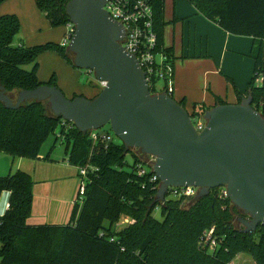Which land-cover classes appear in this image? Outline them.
Instances as JSON below:
<instances>
[{
  "label": "trees",
  "instance_id": "trees-1",
  "mask_svg": "<svg viewBox=\"0 0 264 264\" xmlns=\"http://www.w3.org/2000/svg\"><path fill=\"white\" fill-rule=\"evenodd\" d=\"M34 1L52 27L69 22L65 12L69 0ZM146 1L152 9L156 49L163 50L173 65L172 49L164 45L165 0ZM185 1L227 33L253 39L248 54L254 61L253 75L246 95L264 116V0ZM19 28L15 14H0V86L10 95L41 84L57 86L54 74L46 82L38 80L37 58L54 51L74 68L72 53L55 42L13 45ZM28 64H32L30 70L23 68ZM236 93L239 102L243 95ZM178 102L184 106L182 100ZM224 103L216 97V104ZM208 109L195 104L190 112L203 115ZM61 122L41 101L31 100L16 109L0 102V152L36 159L43 143L58 129L57 138L65 144L71 165L97 167L89 174L82 204L74 202L68 222L60 225L27 223L33 199L29 173L16 169L0 176V194L9 192L8 206L0 215V264H229L242 252L249 253L254 264H264V222L255 231L243 232L238 218L246 216L228 198H219L217 187L202 197L154 203L157 182L149 180L151 172L146 176L136 172L138 163L146 166L144 154L114 140L110 127L96 131L113 135L111 140L94 141L91 131L80 132L74 126L65 129ZM127 153L131 163L126 161ZM157 206L161 220L152 215ZM124 217L130 221L116 228ZM210 227L218 239L213 253L199 244L200 235Z\"/></svg>",
  "mask_w": 264,
  "mask_h": 264
},
{
  "label": "water",
  "instance_id": "water-1",
  "mask_svg": "<svg viewBox=\"0 0 264 264\" xmlns=\"http://www.w3.org/2000/svg\"><path fill=\"white\" fill-rule=\"evenodd\" d=\"M108 0H69L65 12L74 32L68 43L73 64L106 85L88 98H67L56 86L41 84L17 91L11 99L0 86V102L16 109L26 102L46 101L56 117L80 132L109 125L126 149L155 158L152 172L160 181L154 203L168 187L193 186L196 197L225 186L243 232L264 222V116L249 95L239 102L216 104L203 114L197 132L186 108L165 93L150 92L139 63L121 45L123 28L111 19Z\"/></svg>",
  "mask_w": 264,
  "mask_h": 264
},
{
  "label": "crops",
  "instance_id": "crops-1",
  "mask_svg": "<svg viewBox=\"0 0 264 264\" xmlns=\"http://www.w3.org/2000/svg\"><path fill=\"white\" fill-rule=\"evenodd\" d=\"M32 3L34 7L29 12L35 13L36 19L34 9L40 10L36 7L34 0ZM12 4L19 7L20 0H3L0 3V13L16 14L21 28L20 15L15 11L16 9H9ZM22 14L26 19L25 15L28 14L26 12ZM164 18L167 21L164 28V45L172 49V95L175 100H182L187 110V107L192 109L195 104H203L211 108L216 105V97L226 103H236L238 101L236 90L243 97L246 96L247 83L253 75L254 66L253 59L248 56L253 43L251 37L227 33L219 25L199 14L185 0H165ZM41 25H44L45 32L53 29L48 21ZM65 32L66 26H63V29L58 31L59 37L47 42L60 43ZM31 33V36L26 38L28 42H32L33 38L37 37L35 31ZM47 52L51 51L44 53ZM57 56L61 58L58 54ZM61 59L65 65L70 66L63 58ZM39 73L38 68V80L46 82L45 78L39 77ZM93 80L92 78L91 81ZM260 82L261 79H257V84ZM70 91L71 96L82 95L88 98L99 93L98 88L93 85L89 88L74 87ZM57 136L56 133V140ZM1 159H4V163H0V176L13 172V169H19L29 173L33 180L32 208L27 220L28 224L60 225L68 222L77 194L79 178L77 167L69 163L65 148L61 156L54 154L52 150L50 152L41 150L36 159L12 157L3 152L0 153ZM8 200L9 192L2 191L0 215L6 210Z\"/></svg>",
  "mask_w": 264,
  "mask_h": 264
},
{
  "label": "built area",
  "instance_id": "built-area-1",
  "mask_svg": "<svg viewBox=\"0 0 264 264\" xmlns=\"http://www.w3.org/2000/svg\"><path fill=\"white\" fill-rule=\"evenodd\" d=\"M104 9L111 19L121 24L124 31L121 45L127 52L134 55L137 59L139 66L145 74V79L150 92L153 94L165 93L171 96L173 93V65L163 50L159 51L156 49V33L152 29V9L149 3L146 0H108L104 5ZM65 26L66 32L62 41L59 43V45L63 47L68 46L69 39L74 32V26L72 23L68 22ZM94 81L96 82L99 90L106 85L105 81H96L95 79ZM160 83H162V87L159 85ZM189 116L194 129L197 132H200L205 127L206 122L203 115L190 112ZM61 126L65 129H70L74 125L71 122H67L62 119ZM57 134L58 137H60V134ZM90 136L94 141L99 138L104 140H111L113 138V135L111 134L98 132L96 130H91ZM144 157L148 158L147 160L143 159L146 166L138 163L136 166V172L139 176H146L148 172H151V175H149L148 178L150 181L157 182L158 189L160 181L152 172V166L155 158L149 155H144ZM96 170L97 167L90 164L77 167L79 182L74 202L82 204L85 186L90 179L89 174L94 173ZM217 188V195L219 198H228L225 186ZM197 194L198 188L196 187L180 186L168 187L166 196L171 195L174 198H179L182 196L194 197L197 196ZM199 244L209 253H213L215 251L218 239L214 235V227L206 229L200 235Z\"/></svg>",
  "mask_w": 264,
  "mask_h": 264
},
{
  "label": "rangeland",
  "instance_id": "rangeland-1",
  "mask_svg": "<svg viewBox=\"0 0 264 264\" xmlns=\"http://www.w3.org/2000/svg\"><path fill=\"white\" fill-rule=\"evenodd\" d=\"M32 1L33 0H31L30 2H28V0H20L19 7H16V5L14 4L9 6V9H16L15 11L18 12V15H20L22 19L21 28L13 38V45L23 44L24 46H28V44L35 45V44H43L46 43L47 41H52V40L54 41L55 37L57 39V37H59L60 35L58 31H61L63 29V25H62V26L53 27V29L51 28L49 32H45L44 25H41L44 22L47 23L44 14L41 11L38 10L36 11V9H34L35 10L34 12H36V19H35L34 18L35 13L31 14L29 12V10L33 9L34 7ZM22 12H26L30 17L28 15H25L27 16L25 19ZM0 14L2 15L4 13H0ZM32 29L33 31H35V34H37V37L33 38L32 42H28L26 38L31 36L32 34L31 32H33ZM37 63H38V68L40 69L39 77L41 79L45 78L47 81L48 77L53 73L57 85L56 87L59 88L67 98L72 97L70 90L73 89L74 87L80 88L81 86H84V88H89L92 87L93 85L98 88V86L96 84H93V82L91 81L92 78L94 79L93 73L85 69H78L76 67L73 68L71 66L65 65L62 59L59 58L57 54L52 51L47 53H41L37 58ZM23 68H25L26 70H30L32 68V64L25 65ZM159 85L162 87V83H160ZM16 94L17 91L12 92L13 100L16 99ZM44 103L47 105V107H49L46 101H44ZM187 111L190 112L191 108L187 107ZM108 129H109L108 125H105L104 127L101 128V130L104 131H107ZM56 133H58V129L56 130ZM114 137H115L114 140H116L117 137L115 135ZM64 148H65V144L62 142L61 138H58L56 140L54 135H50L47 138V140L43 143L41 150L43 152H48V151L50 152L52 150L54 151V154L61 156L63 155ZM134 150L136 151V149ZM147 159L148 158L144 157V160ZM126 161L128 163L132 162V157L129 153H127L126 155ZM0 163H4V159H1ZM12 171H14V169ZM172 198L174 197H172L171 195L166 196V199H172ZM152 215L155 218L161 220L159 206H157V208L154 209ZM129 221L130 218L128 217L122 218L116 228H118V226L119 227L124 226ZM236 226H239V224ZM229 264H254V261L249 253L242 252V253H238Z\"/></svg>",
  "mask_w": 264,
  "mask_h": 264
},
{
  "label": "flooded vegetation",
  "instance_id": "flooded-vegetation-1",
  "mask_svg": "<svg viewBox=\"0 0 264 264\" xmlns=\"http://www.w3.org/2000/svg\"><path fill=\"white\" fill-rule=\"evenodd\" d=\"M7 95L13 99V95L12 94L10 95V94L7 93Z\"/></svg>",
  "mask_w": 264,
  "mask_h": 264
}]
</instances>
